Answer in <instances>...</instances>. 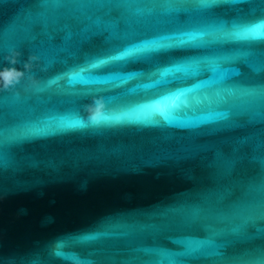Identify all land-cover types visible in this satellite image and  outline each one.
I'll return each instance as SVG.
<instances>
[{
	"label": "water",
	"instance_id": "obj_1",
	"mask_svg": "<svg viewBox=\"0 0 264 264\" xmlns=\"http://www.w3.org/2000/svg\"><path fill=\"white\" fill-rule=\"evenodd\" d=\"M256 32L264 0H0V264H264Z\"/></svg>",
	"mask_w": 264,
	"mask_h": 264
},
{
	"label": "snow or ice",
	"instance_id": "obj_2",
	"mask_svg": "<svg viewBox=\"0 0 264 264\" xmlns=\"http://www.w3.org/2000/svg\"><path fill=\"white\" fill-rule=\"evenodd\" d=\"M254 35L258 38H264V36H262L261 32H256V33H254ZM10 51H11V49H8L7 51H5L3 48H0V53H3L4 56H7ZM116 119L118 120L119 117H117Z\"/></svg>",
	"mask_w": 264,
	"mask_h": 264
},
{
	"label": "clouds",
	"instance_id": "obj_3",
	"mask_svg": "<svg viewBox=\"0 0 264 264\" xmlns=\"http://www.w3.org/2000/svg\"><path fill=\"white\" fill-rule=\"evenodd\" d=\"M20 75H22V73H20Z\"/></svg>",
	"mask_w": 264,
	"mask_h": 264
}]
</instances>
